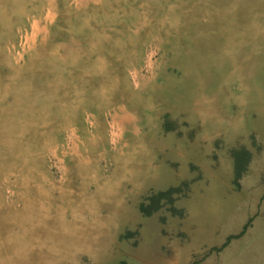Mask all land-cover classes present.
Here are the masks:
<instances>
[{
	"label": "rangeland",
	"instance_id": "374dc122",
	"mask_svg": "<svg viewBox=\"0 0 264 264\" xmlns=\"http://www.w3.org/2000/svg\"><path fill=\"white\" fill-rule=\"evenodd\" d=\"M32 1L28 7L42 4L41 14L21 17L13 9L5 14L8 29L0 26V264H264V189L257 195L248 180L264 138L251 126L258 112L243 99L252 88L261 90L264 0ZM223 88L230 93L228 115L244 105L234 136L212 132L197 108L214 103ZM123 116L132 124L120 130L115 119ZM223 162L229 172L214 185ZM258 185L264 188V172Z\"/></svg>",
	"mask_w": 264,
	"mask_h": 264
},
{
	"label": "bare ground",
	"instance_id": "6f19581e",
	"mask_svg": "<svg viewBox=\"0 0 264 264\" xmlns=\"http://www.w3.org/2000/svg\"><path fill=\"white\" fill-rule=\"evenodd\" d=\"M49 1V0H48ZM72 1V0H71ZM33 1L32 0H0V26H2V25H5V29H8V28H6V26H7V23H8V20H6V17H5V14L7 13V11H12L13 9H15V10H17V12H18V15L19 16H21V17H23L24 15H26L27 14V12H31L32 13V11L33 12H36V13H39V14H41L40 13V8H41V5L42 4H39L40 6L39 7H37V5H33V7H28L29 5H31V3H32ZM50 2V1H49ZM52 2V1H51ZM260 2H264V1H260ZM53 3V2H52ZM244 3V2H243ZM246 3V2H245ZM35 4V3H34ZM80 4V3H79ZM54 5V4H53ZM77 5H78V3H77ZM249 5H251L252 6V4H249ZM257 5H258V2H257ZM74 6V5H73ZM243 6V5H242ZM75 7V6H74ZM79 7V6H78ZM232 7V6H231ZM237 7V6H236ZM235 7V8H236ZM245 7V6H244ZM28 8H30V10H28ZM51 7H49V9H50ZM77 8V7H76ZM201 8V7H200ZM199 8V9H200ZM250 8V7H249ZM255 6H254V10H255ZM258 8V7H257ZM42 9V8H41ZM72 9V8H71ZM252 9V8H251ZM262 9V8H261ZM46 10V9H45ZM80 10V9H79ZM250 10V9H249ZM253 10V11H254ZM257 10V9H256ZM264 10V9H263ZM218 11H219V9H218ZM252 10H250V11H248V12H251ZM261 11V10H260ZM260 11H258L259 13H261ZM204 12V11H203ZM257 12V13H258ZM30 13V15H32ZM206 14H207V12H205ZM204 13V14H205ZM43 14V13H42ZM193 14H194V12H193ZM192 14V15H193ZM201 13H199L198 15H200ZM205 14V15H206ZM210 14H212V13H210ZM221 14H224V13H221ZM196 15V14H195ZM202 15V14H201ZM200 15V16H201ZM208 16H209V13L207 14ZM217 15V14H216ZM42 16V15H41ZM203 16V15H202ZM212 16V15H211ZM220 16V15H219ZM231 16V15H230ZM249 16H250V14H249ZM248 16V17H249ZM259 16V15H258ZM263 16V15H262ZM49 17V16H48ZM193 17H195V16H193ZM204 17V16H203ZM214 17V16H213ZM213 17H211V18H213ZM216 17V16H215ZM235 17V16H234ZM251 17V16H250ZM261 17V16H260ZM210 18V17H209ZM221 18V17H220ZM251 18H253V16L251 17ZM36 19V18H35ZM186 18H184V20H185ZM214 19V18H213ZM188 20V19H187ZM187 20H185L186 22H188ZM205 20H207V19H205ZM211 20V19H210ZM215 20V19H214ZM258 19H256V20H254V21H257ZM195 21V20H194ZM225 21V20H224ZM207 22H209V21H207ZM222 22H223V20H222ZM222 22H220V23H222ZM36 23V22H35ZM189 23V22H188ZM224 23V22H223ZM181 24H182V22H181ZM184 24V23H183ZM239 24H241V22L239 23ZM189 25H190V23H189ZM194 25V24H193ZM243 25V24H242ZM250 25V24H249ZM256 25V24H255ZM206 26V25H205ZM214 26V25H213ZM212 26V27H213ZM220 26H221V24H220ZM244 26H245V24H244ZM260 26H261V24H260ZM264 26V25H263ZM8 27V26H7ZM187 27V26H186ZM191 27V26H190ZM193 27V26H192ZM211 27V26H210ZM215 27V26H214ZM218 27V26H217ZM216 27V28H217ZM249 26H245V28H248ZM3 27H2V29H4ZM174 28V27H173ZM202 29H203V27H201ZM208 28H209V26H208ZM207 28V29H208ZM219 28H221V27H219ZM176 29V28H175ZM181 29H183V28H181ZM211 29V28H210ZM230 29V28H229ZM251 29V28H250ZM37 30V29H36ZM173 30V29H172ZM177 30V29H176ZM240 30H242V28L240 29ZM253 30V29H252ZM7 31H9V30H7ZM184 31V30H183ZM182 31V32H183ZM190 31V30H189ZM196 32H197V30H195ZM200 31V30H199ZM206 31V30H205ZM212 31H213V28H212ZM247 31V30H246ZM4 32V31H3ZM6 32V31H5ZM170 32V31H169ZM203 32V31H202ZM207 32V31H206ZM208 32H211V30H208ZM245 32V31H244ZM8 33V32H7ZM9 33H10V31H9ZM162 33V32H161ZM163 33H164V31H163ZM179 33V32H178ZM177 33V34H178ZM190 33H191V31H190ZM195 33V32H194ZM198 33V32H197ZM196 33V34H197ZM212 33V32H211ZM215 33V32H214ZM247 33H248V31H247ZM246 33V34H247ZM257 33H258V31H257ZM172 34H173V32H172ZM177 34H175V35H177ZM188 34H189V32H188ZM205 34V33H204ZM217 34H218V32H217ZM251 34V33H250ZM250 34H247V35H249V36H251ZM4 35V34H3ZM162 35V34H161ZM160 35V36H161ZM171 35V34H170ZM169 35V36H170ZM194 34L193 33H191V36H193ZM199 35H203V34H199ZM254 35V34H253ZM8 36V35H7ZM12 36V35H11ZM157 36H159V35H157ZM168 36V37H169ZM190 36V37H191ZM205 36V35H204ZM206 36H209V35H206ZM259 36V35H258ZM261 36V35H260ZM260 36H259V38H260ZM0 37H2V35L0 36ZM4 37V36H3ZM31 37V36H30ZM36 37V36H35ZM167 37V38H168ZM200 37V36H199ZM216 37V36H215ZM7 38H9V37H7ZM154 38V37H153ZM167 38H164V39H167ZM196 38H198V37H196ZM206 38V37H205ZM218 38V37H217ZM217 38H215L216 40H217ZM244 38H246V36L244 37ZM243 38V39H244ZM249 37H247V39H248ZM258 38V37H257ZM2 39V38H1ZM171 39H173L172 37H171ZM192 39V38H191ZM190 39V40H191ZM209 39V38H208ZM211 39H212V36H211ZM213 39H214V37H213ZM219 39H220V37H219ZM240 38H238V40H239ZM247 39H245V40H247ZM256 39V38H255ZM262 39V38H261ZM9 40V39H8ZM156 40V39H155ZM196 40V39H195ZM195 40H193V41H195ZM245 40H243V42H246ZM250 40V39H249ZM148 41V40H147ZM154 41V40H153ZM165 41V40H164ZM175 41H177V39L175 40ZM192 41V40H191ZM209 40H207V42H208ZM214 41V40H213ZM235 41V40H234ZM254 41V40H253ZM260 41V40H259ZM170 41H168V43H169ZM201 42V41H200ZM199 42V43H200ZM223 42V41H222ZM258 42V41H257ZM155 43V42H154ZM163 43V42H162ZM189 43H191V42H189ZM206 43V42H205ZM204 43V44H205ZM247 43H249V42H247ZM251 43H252V41H251ZM173 44H175V42L173 41ZM185 44H187V43H185ZM185 44H183L184 46H186ZM234 44H235V42H234ZM140 45V44H139ZM138 45V46H139ZM163 45H166V44H163ZM170 45V44H169ZM199 45H201V44H199ZM207 45H208V43H207ZM206 45V46H207ZM236 45V44H235ZM249 45H251V44H249ZM253 45V44H252ZM154 46V45H153ZM198 46V45H197ZM205 46V47H206ZM262 46V45H261ZM152 47V46H151ZM158 47V46H157ZM164 47V46H163ZM170 47V46H169ZM168 47V48H169ZM181 47V46H180ZM205 47H203V48H205ZM239 47V46H238ZM243 47V46H242ZM249 47V46H248ZM133 48V47H132ZM137 48V47H136ZM154 48V47H153ZM152 48V49H153ZM161 48V47H160ZM208 48V47H207ZM233 48V47H232ZM250 48V47H249ZM4 49V48H3ZM2 49V50H3ZM12 49V48H11ZM183 49V48H182ZM185 49H187V48H185ZM185 49H183V50H185ZM199 49H201L200 47H199ZM241 50H242V48H240ZM244 49V48H243ZM250 49H253V48H250ZM259 49V48H258ZM167 50V49H166ZM255 50H257V49H255ZM254 50V51H255ZM5 51V50H4ZM177 51H178V49H177ZM188 51V50H187ZM208 51V50H207ZM6 52V51H5ZM184 52V51H183ZM186 52V51H185ZM194 53H195V51H193ZM208 52H210V51H208ZM2 53V55L4 54V52H1ZM169 53V52H168ZM172 53V52H171ZM175 53V52H174ZM177 53V52H176ZM181 53V52H180ZM260 53V52H259ZM140 54V53H139ZM178 54V53H177ZM188 54V53H187ZM214 54V53H213ZM224 54H225V52H224ZM254 54V53H253ZM35 55V54H34ZM161 55V54H160ZM159 55V56H160ZM251 55V54H250ZM256 55V54H255ZM17 56V55H16ZM33 55H31V57H32ZM51 56V55H50ZM171 56H173V55H171ZM176 56V55H175ZM183 56V55H182ZM189 56H192V55H189ZM203 56H205V55H203ZM254 56V55H253ZM35 57V56H34ZM33 57V58H34ZM121 57V56H120ZM178 57H180V54H179V56ZM186 57V56H185ZM184 57V58H185ZM239 57H241V56H239ZM242 57H244V56H242ZM252 57V56H251ZM50 58V57H49ZM53 58H54V56H53ZM122 58H123V56H122ZM139 58V57H138ZM170 58V57H169ZM171 58H173V57H171ZM176 58V57H175ZM218 58V57H217ZM261 58V57H260ZM259 58V59H260ZM5 58H3V60H4ZM13 59V58H12ZM16 59V58H15ZM35 59V58H34ZM33 59V60H34ZM51 59V58H50ZM57 59V58H56ZM59 59V58H58ZM128 59V58H127ZM188 59H189V57H188ZM193 59H194V57L191 59L192 61H193ZM196 59V58H195ZM194 59V60H195ZM205 59V58H204ZM203 59V60H204ZM208 59H209V57H208ZM239 59V58H238ZM28 60H30V59H28ZM131 60V59H130ZM135 60V59H134ZM173 60H175V59H172V61ZM177 60H178V58H177ZM176 60V61H177ZM180 60V59H179ZM185 60V59H184ZM250 60V59H249ZM255 60V59H254ZM6 61V60H5ZM17 61V60H16ZM35 61V60H34ZM57 61V60H56ZM140 61V60H139ZM181 61H183V60H181ZM186 61V60H185ZM252 61V60H251ZM250 61V62H251ZM7 62H9L8 60H7ZM14 62V61H13ZM174 62V61H173ZM184 62V61H183ZM182 62V63H183ZM191 62V61H190ZM196 62H198V61H196ZM195 62V63H196ZM205 62H207V63H209L208 61H205ZM204 62V63H205ZM263 62H264V60H263ZM34 63V62H33ZM176 63V62H175ZM185 63V62H184ZM183 63V64H184ZM195 63H193V65L195 64ZM201 63H202V59H201ZM219 63H220V61H219ZM227 63V62H226ZM225 63V64H226ZM229 63V62H228ZM254 63H255V61H254ZM29 64H30V61H29ZM129 64V63H128ZM128 64H127V66H128ZM141 64V63H140ZM177 64V63H176ZM183 64H182V66H183ZM186 64H187V62H186ZM192 64V63H191ZM197 64V63H196ZM224 64V65H225ZM142 65H144V64H142ZM165 65V64H164ZM181 65V64H180ZM189 64H187V66H188ZM203 65V64H202ZM213 65V64H212ZM219 65V64H218ZM250 65H251V63H250ZM255 65V64H254ZM133 66V65H132ZM177 66H178V64H177ZM190 66V65H189ZM196 66V65H195ZM195 66H193V67H195ZM200 66V65H199ZM211 65H209L208 67H210ZM229 66V65H228ZM180 67V66H179ZM192 67V68H193ZM215 67V66H214ZM247 67V66H246ZM245 67V68H246ZM249 67V66H248ZM261 76H262V80L260 81V79L258 80V81H260V83H261V85H260V87H261V90H259V93H257L256 92V90L257 89H253L252 88V90H250L249 92H247L246 94H243V95H246L247 97H245V98H243L244 100H248L246 103H248V105H249V107H250V110L251 109H254L255 111H257L258 112V119L256 120V121H254V122H252V124H251V126H252V128H254L255 130H257V131H259V133L260 134H262V138H264V71H263V68H264V65H261ZM191 68V69H192ZM197 68H198V66H197ZM210 68H212V67H210ZM220 68V67H219ZM225 68V67H224ZM223 68V69H224ZM229 68V67H228ZM227 68V69H228ZM176 69V68H175ZM194 69V68H193ZM208 69V68H207ZM230 69V68H229ZM249 69H251V68H249ZM249 69H248V72H251V71H249ZM15 70V69H14ZM103 70V69H102ZM165 70V69H164ZM215 70V69H214ZM241 70V69H240ZM255 70V68L253 69V71ZM100 71V70H99ZM122 71V70H121ZM192 71H194V70H192ZM196 71V70H195ZM199 71V70H198ZM205 71V70H204ZM209 71V70H208ZM216 71V70H215ZM224 71V70H223ZM124 72V71H123ZM164 72V71H163ZM212 72H214V71H212ZM203 73V72H202ZM205 73V72H204ZM207 73V72H206ZM219 73V72H218ZM217 72H216V74L217 75H219ZM235 74H234V76H239L238 74H237V72H236V70H235V72H234ZM252 73H254V72H252ZM171 74V73H170ZM197 74V73H196ZM198 74H200V73H198ZM215 73L213 74V75H216ZM240 74V73H239ZM158 75V74H157ZM241 75V74H240ZM165 76V75H164ZM178 76V75H177ZM193 76H194V74H193ZM196 76V75H195ZM197 76H199V75H197ZM206 76H208V75H206ZM210 76V75H209ZM212 76V75H211ZM211 76H210V78H211ZM242 76V75H241ZM251 76H253V74L251 75ZM260 76V77H261ZM118 77V76H117ZM126 77V76H125ZM170 77V76H169ZM175 77H176V75H175ZM181 77V76H180ZM216 77V76H215ZM220 77V76H219ZM222 77V76H221ZM242 77H244V76H242ZM248 77H249V75H248ZM113 78H115V77H113ZM199 78H200V76H199ZM216 78H218V76L216 77ZM246 78L247 77H245V80H246ZM251 78V77H250ZM249 78V79H250ZM121 79H124V78H121ZM174 79V78H173ZM201 79V78H200ZM207 79V78H206ZM16 80H18V79H16ZM168 80V79H167ZM198 80V79H197ZM197 80H195V81H197ZM203 80H204V78H203ZM221 80V79H220ZM232 80H233V78H232ZM232 80H231V78L230 79H227V83H226V85L227 84H230V83H232ZM243 80H244V78H243ZM114 81V80H113ZM121 81H123V80H121ZM128 81V80H127ZM177 81V80H176ZM175 81V82H176ZM200 81V80H199ZM115 82V81H114ZM124 82V81H123ZM126 82V81H125ZM125 82H124V84H125ZM183 83H185L184 81H182ZM119 83H121V82H119ZM176 83H178V81L176 82ZM196 83H198V82H196ZM220 83V82H219ZM219 83H216V85L217 84H219ZM247 83V82H246ZM258 83V82H257ZM168 84V83H167ZM165 85V86H168V85ZM172 83H170V85H171ZM173 84H174V82H173ZM200 84V83H199ZM205 84V83H204ZM85 85V84H84ZM116 85H118V84H116ZM175 85V84H174ZM173 85V86H174ZM177 85V84H176ZM192 85V84H191ZM190 85V86H191ZM226 85L224 86L225 88H227L226 87ZM232 85V84H231ZM247 85V84H246ZM132 86V85H131ZM185 86V85H184ZM195 86V85H194ZM213 86H215V85H213ZM222 86H223V83H222ZM245 86V85H244ZM257 86H258V84H257ZM117 87V86H116ZM130 87V86H129ZM168 87H170V86H168ZM187 87V86H186ZM189 87V86H188ZM193 87V86H192ZM191 87V88H192ZM203 87V86H202ZM176 88H178V87H176ZM180 88V87H179ZM196 88H197V86H196ZM207 88H208V86H207ZM248 88V87H247ZM117 89V88H116ZM170 89H172V88H170ZM214 88H212V90H213ZM220 89V88H219ZM224 89V88H223ZM9 90V89H8ZM159 90V89H158ZM164 90V89H163ZM193 90V89H192ZM191 90V91H192ZM195 90V89H194ZM197 90V89H196ZM204 90H206L207 91V89H205L204 88ZM244 90V89H243ZM149 91H150V89H149ZM166 91H169V90H166ZM178 91H180V90H178ZM217 91V90H216ZM223 92L220 94V97H218V98H216V100H214V103H207V102H202V103H198L197 104V108H198V110H199V112L202 114V116L204 117V118H206V120L212 125V132H222V131H225L226 133L228 132V134H230V135H235L236 133H240V130H241V124L243 123L241 120H242V115L244 116V111H243V108H244V105L243 104H240L239 105V109H238V112H237V115L235 116V117H231L230 115H228V113H227V108H226V104H225V102L228 104L229 103V100H230V98H229V91L226 89H224V90H222ZM16 92V91H15ZM25 92V91H24ZM104 92V91H103ZM115 92H117V91H115ZM193 92V91H192ZM245 92H246V89H245ZM17 93V92H16ZM158 93V92H157ZM160 93H162L161 91L159 92V94ZM220 93V92H219ZM104 94V93H103ZM112 94V93H111ZM114 94V93H113ZM122 95H124V93H121ZM168 94V93H167ZM172 93H170L169 95H171ZM176 94L177 93H175V95H173V96H171V97H175V99H176ZM182 94V93H181ZM180 94V95H181ZM187 94H189V92L187 93ZM192 94V93H191ZM191 94H189V95H191ZM195 94V93H194ZM206 94V93H205ZM209 94V93H208ZM216 94V93H215ZM238 94V93H237ZM16 95V94H15ZM117 95V94H116ZM122 95L120 96V97H122ZM0 96H2L1 94H0ZM18 96V95H17ZM100 96V95H99ZM108 96V95H107ZM112 96V95H111ZM162 95H160V97H161ZM165 96V95H164ZM178 96V95H177ZM186 96V95H185ZM215 96V95H214ZM221 96H223V97H221ZM233 96V95H232ZM3 97V96H2ZM21 97H23V96H21ZM24 97H25V95H24ZM110 97V96H109ZM113 97H114V95H113ZM116 97H119V96H116ZM151 97V96H150ZM181 97V96H180ZM187 97V96H186ZM208 97H211V96H208ZM213 97V96H212ZM216 97H217V95H216ZM17 98V97H16ZM92 98H93V96H92ZM152 98V97H151ZM165 98H168V97H165ZM178 98V97H177ZM25 99V98H24ZM108 99V98H107ZM106 99V100H107ZM121 99V98H120ZM139 99V98H138ZM162 99V98H161ZM172 99V98H171ZM179 99V98H178ZM187 99H188V97H187ZM192 99V98H191ZM190 99V100H191ZM243 99H242V101H243ZM26 100V99H25ZM37 100H38V98H37ZM210 100H212V99H210ZM241 100V99H240ZM39 101V100H38ZM95 101V100H94ZM119 101V100H118ZM121 101V100H120ZM148 101H149V96H148ZM157 101H159V102H161L160 100H157ZM166 101H168V100H166ZM180 101V100H179ZM179 101H177V102H179ZM184 101V100H183ZM207 101H209V99L207 100ZM238 102H239V99L237 100ZM30 102V101H29ZM28 102V103H29ZM33 102V101H32ZM91 102V101H90ZM122 102V101H121ZM164 102V101H163ZM169 102V101H168ZM176 102V101H175ZM191 102V101H190ZM16 103V102H15ZM37 103V102H36ZM36 103H34V104H36ZM106 104V107H107V103L108 102H105ZM110 103V102H109ZM147 103V102H146ZM150 103H152V102H150L149 101V104ZM154 103V102H153ZM171 103V102H170ZM185 103V102H184ZM240 103V102H239ZM242 103V102H241ZM245 103V102H244ZM3 104V103H2ZM33 104V103H32ZM96 104V103H95ZM169 104V103H168ZM175 104H177V103H172V106L173 105H175ZM180 104V103H179ZM188 104H189V102H188ZM237 104V103H236ZM16 105V104H15ZM18 105V104H17ZM21 105V104H20ZM22 105H24V104H22ZM39 105V104H38ZM97 105V104H96ZM104 105V106H105ZM110 105V104H109ZM146 105H148V104H146ZM169 105H171V104H169ZM186 105V104H185ZM28 106H29V104H28ZM176 106V105H175ZM236 106V105H235ZM32 107V106H31ZM36 107V106H35ZM38 107V106H37ZM96 107H98V106H96ZM151 107V106H150ZM178 107V106H177ZM176 107V108H177ZM188 107H189V105H188ZM191 107V106H190ZM10 108V107H9ZM29 108V107H28ZM102 108V107H101ZM169 108V107H168ZM173 108V107H172ZM191 108H193V107H191ZM236 108H237V106H236ZM248 108V107H247ZM34 109V108H33ZM33 109H31L32 111H33ZM76 109V108H75ZM108 109H110V108H108ZM23 110V109H22ZM73 110V109H72ZM98 110H99V107H98ZM149 110V109H148ZM194 110V109H193ZM192 110V111H193ZM249 110V109H248ZM24 111V110H23ZM44 111V110H43ZM42 111V112H43ZM88 111V110H87ZM90 111V110H89ZM104 111V110H103ZM103 111H101V113L103 112ZM107 111V110H106ZM135 111V110H134ZM174 111V110H173ZM230 111V110H229ZM6 112H8V111H6ZM5 112V113H6ZM42 112H41V115H42ZM194 112H196V111H194ZM194 112H192V114L194 113ZM248 112H250V111H248ZM24 113L26 114V112L24 111ZM71 113V112H70ZM69 113V114H70ZM75 113H76V111H75ZM104 113V112H103ZM199 113V114H200ZM236 113V112H235ZM8 114V113H7ZM44 114V113H43ZM187 113H185V115H186ZM196 114V113H195ZM234 114V113H233ZM246 114V113H245ZM22 115V114H21ZM181 115V114H180ZM1 116V115H0ZM56 116H57V114H56ZM55 116V117H56ZM72 116V115H71ZM67 117H68V115H67ZM83 117H85V115L83 116ZM246 117V116H245ZM4 118V117H3ZM45 118H46V116H45ZM72 118H75V117H72ZM180 118V117H179ZM203 118V119H204ZM253 118V117H252ZM38 119V118H37ZM40 119V118H39ZM38 119V120H39ZM57 119V118H56ZM61 119V118H60ZM105 119V118H104ZM200 119V118H199ZM45 120V119H44ZM67 121H69V118L68 119H66ZM195 120V119H194ZM43 121V120H42ZM64 121V120H63ZM66 121V122H67ZM175 121V120H174ZM246 121V120H245ZM244 121V122H245ZM6 122V121H5ZM65 122V123H66ZM106 122V121H105ZM115 122H116V124H118V127H119V129L120 130H122V129H124V127L125 126H130L131 124H132V120H131V118L129 117V116H123L122 118H120L118 121H117V119H115ZM250 122V121H249ZM40 123V122H39ZM44 123V122H43ZM194 123V122H193ZM2 124V123H1ZM5 124H7V122L5 123ZM41 124V123H40ZM60 124H62L61 122H60ZM70 124V123H69ZM67 125V124H66ZM6 127V126H5ZM9 127V126H8ZM32 127V126H31ZM34 127V126H33ZM36 127H37V125H36ZM38 127H40L39 125H38ZM102 127H104V126H102ZM243 127V126H242ZM0 128H2L1 127V125H0ZM13 128H15L14 126H13ZM66 128V127H65ZM98 128H99V126H98ZM11 129V128H10ZM18 129V128H17ZM60 129H62V127L60 128ZM85 129V128H84ZM205 129V128H204ZM34 130V129H33ZM102 130V129H101ZM7 131V130H6ZM17 131V130H16ZM58 131V130H57ZM61 131V130H60ZM60 131H58L59 133H60ZM63 131V130H62ZM84 131V130H83ZM98 131V130H97ZM4 132H5V129H4ZM14 132H15V130H14ZM23 132V131H22ZM58 132H56V133H58ZM80 132V131H79ZM86 132V131H85ZM156 132V131H155ZM18 133V132H17ZM58 133V134H59ZM104 133V132H103ZM150 133H151V131H150ZM205 133V132H204ZM209 133V132H208ZM215 133V134H216ZM11 134V133H10ZM210 134V133H209ZM214 134V133H213ZM2 135H3V133H2ZM15 135V134H14ZM152 135V134H151ZM11 136H13V135H11ZM10 136V137H11ZM36 136V138H37V134L35 135ZM60 136H61V134H60ZM145 136V135H144ZM149 136V135H148ZM157 136V135H156ZM201 136V138H204V137H202V135H200ZM206 136V135H205ZM208 136V135H207ZM210 136V135H209ZM212 136V135H211ZM232 136V137H233ZM3 137V136H2ZM1 137V138H2ZM19 137V136H18ZM17 137V138H18ZM63 137V136H62ZM66 137V136H65ZM139 137H141L140 135H139ZM143 137V136H142ZM147 137V136H146ZM225 137V136H224ZM5 138H7V137H5ZM12 138V137H11ZM14 138V137H13ZM135 138V137H134ZM152 138V137H151ZM150 138V139H151ZM186 138V137H185ZM211 138V137H210ZM227 138V137H226ZM237 138H239V137H237ZM142 139V138H141ZM10 140V139H9ZM48 140V139H47ZM133 140H135V139H133ZM152 140V139H151ZM202 140V139H201ZM200 140V141H201ZM206 140V139H205ZM240 140V139H239ZM242 140V139H241ZM1 141V140H0ZM8 141V140H7ZM15 141V140H14ZM18 141V140H17ZM112 141V140H111ZM148 141V140H147ZM146 141V142H147ZM189 141V140H188ZM208 141V140H207ZM11 143H12V141H10ZM19 142V141H18ZM47 142V141H46ZM49 142V141H48ZM113 142V141H112ZM155 141H153V143H154ZM156 142H157V140H156ZM211 142V141H210ZM209 142V143H210ZM2 143V142H1ZM15 143H16V141H15ZM136 143V142H135ZM139 143V142H138ZM203 143V142H202ZM7 144V143H6ZM8 144H9V142H8ZM7 144V145H8ZM54 144V143H53ZM185 144V143H184ZM204 144V143H203ZM2 145H3V143H2ZM156 145V144H155ZM198 145H199V143H198ZM208 145V144H207ZM10 146H11V144H10ZM10 146H9V148H10ZM16 146V145H15ZM132 146V145H131ZM156 146H158V145H156ZM3 147H4V145H3ZM8 148V147H7ZM51 148V147H50ZM49 148V149H50ZM57 148V147H56ZM130 148V147H129ZM175 148V147H174ZM18 149V148H17ZM154 149V148H153ZM156 149V148H155ZM224 149H226V146H225V148ZM158 150V149H157ZM9 151H10V149H9ZM89 151H90V149H89ZM159 152V151H158ZM182 152V151H181ZM111 153V152H110ZM192 153V152H191ZM202 153V152H201ZM221 154V153H220ZM225 154V153H224ZM108 155V154H107ZM145 155V154H144ZM195 155V154H194ZM204 155V154H203ZM143 156V155H142ZM207 156V155H206ZM110 159V158H109ZM118 159V158H117ZM149 159V158H148ZM228 159V158H227ZM111 160V159H110ZM122 160V159H121ZM145 160V159H144ZM150 160H152V159H150ZM204 160H205V157H204ZM220 161H221V158H220ZM219 161V162H220ZM222 161H224V160H222ZM210 162H212V161H210ZM167 163V162H166ZM120 164V163H119ZM118 164V166H120ZM142 164H145V163H142ZM222 165L216 170V171H214L216 174H214L215 175V181L213 182V184L214 185H216L217 184V181H219L220 182V180H221V176L223 175V174H226L227 172H229L228 171V169H229V167H228V163L227 162H223V163H221ZM3 165H5V163L3 164ZM184 165V164H183ZM189 165V164H188ZM8 166V165H7ZM115 166V165H114ZM122 166V165H121ZM128 166V165H127ZM142 166H144V165H142ZM141 166V167H142ZM214 166H215V164H214ZM6 167V166H5ZM116 167V166H115ZM10 168V167H9ZM14 168V167H13ZM120 168H122V167H120ZM120 168H119V170H120ZM157 168V167H156ZM48 169V168H47ZM81 169V168H80ZM87 169H89V168H86V170ZM117 169V168H116ZM123 169V168H122ZM125 169V168H124ZM123 169V170H124ZM143 169V168H142ZM3 170H4V167H3ZM82 170V169H81ZM81 170H80V172H81ZM114 171H115V169H113ZM122 170V171H123ZM154 170H156V169H154ZM17 171V170H16ZM35 171V170H34ZM79 171V170H78ZM83 171H85V170H83ZM114 171L112 172V173H114ZM210 171V170H209ZM68 172V171H67ZM75 172V171H74ZM124 172V171H123ZM144 172V171H143ZM143 172H140V171H138V173H143ZM264 172V153H263V155L261 156V158H260V160H258V161H256L255 163H254V165H253V170H252V173H251V175L249 176V178H248V180L250 181V183L251 184H253L254 185V187L255 188H258V191H257V195L259 194V193H261L262 192V190L264 189L262 186H259L258 185V183H259V181H260V174L261 173H263ZM2 173V172H1ZM0 173V174H1ZM11 173H12V171H11ZM116 173H117V170H116ZM120 173H122V172H120ZM128 173V172H127ZM162 173V172H161ZM8 174V173H7ZM71 174V173H70ZM82 174V173H81ZM159 174V173H158ZM5 175V174H4ZM13 175V174H12ZM85 175V174H84ZM157 175V174H156ZM217 175V176H216ZM6 176V175H5ZM10 176H11V174H10ZM70 176V175H69ZM154 176H155V174H154ZM2 177V176H1ZM40 177V176H39ZM45 177V176H44ZM65 177V176H64ZM112 177V176H111ZM114 177V176H113ZM112 177V178H113ZM148 177H150V176H148ZM221 177V178H220ZM223 177H224V175H223ZM116 178V177H115ZM139 178V177H138ZM81 179V178H80ZM132 179H134V178H132ZM137 179V178H136ZM140 179V178H139ZM153 179V178H152ZM18 180V179H17ZM27 180V179H26ZM40 181H41V178L39 179ZM116 180V179H115ZM147 180V179H146ZM151 180V179H150ZM40 181H38V182H40ZM83 181V180H82ZM132 181V180H131ZM147 181H149V180H147ZM252 181V182H251ZM6 182V181H5ZM36 182V181H35ZM45 182L47 183V181L45 180ZM248 182V181H247ZM16 183H18V182H16ZM26 183V182H25ZM53 183H56V182H54L53 181ZM148 183V182H147ZM35 184V183H34ZM37 184V183H36ZM43 184V183H42ZM58 184V183H57ZM56 184V185H57ZM124 184V183H123ZM65 185V184H64ZM139 185V182L137 183V186ZM144 185V184H143ZM126 186H127V184H126ZM131 186V185H130ZM31 187V186H30ZM44 187V186H43ZM59 187V186H58ZM69 187V186H68ZM71 187V186H70ZM74 187V186H73ZM81 187V186H80ZM84 187V186H83ZM125 187V186H124ZM144 187V186H143ZM29 188V187H28ZM32 188V187H31ZM85 188V187H84ZM127 188V187H126ZM145 188V187H144ZM20 189V188H19ZM35 190H37V189H35ZM65 190V189H64ZM80 190V189H79ZM261 190V191H260ZM40 191V190H39ZM57 191V190H56ZM61 191V190H60ZM59 191V192H60ZM136 191V190H135ZM139 191V190H138ZM32 192L34 193V191L32 190ZM36 192V191H35ZM38 192V191H37ZM70 191H68V193H69ZM45 193V192H44ZM139 193V192H138ZM24 194V193H23ZM49 194V193H48ZM57 194H58V192H57ZM72 194H74L73 192H72ZM71 194V195H72ZM80 194V193H79ZM50 195V194H49ZM70 195V196H71ZM41 196H42V194H41ZM43 196H45V195H43ZM51 196H53V194L51 195ZM65 196V195H64ZM63 196V197H64ZM69 195H68V197H70ZM75 196V195H74ZM77 196V195H76ZM133 196V195H132ZM35 196H33V198H34ZM59 197H61V199H65V198H63L62 197V195L60 196L59 195ZM59 197H58V199H59ZM66 197V196H65ZM73 197V196H72ZM95 197V196H94ZM114 197V196H113ZM112 197V198H113ZM117 197V196H116ZM37 198V197H36ZM45 198V197H44ZM53 198V197H52ZM71 198V197H70ZM46 199V198H45ZM48 199V198H47ZM60 199V200H61ZM108 199V198H107ZM239 199V197H236L235 198V200H238ZM23 200V199H22ZM69 200V199H68ZM79 200V199H78ZM117 200V199H116ZM115 199H114V201H116ZM240 201V200H239ZM49 202V201H48ZM52 202V201H51ZM68 202H70V201H68ZM71 202H73V201H71ZM75 202V201H74ZM107 202H109V200L108 201H106V203ZM212 202V201H211ZM90 203V202H89ZM106 203H105V205H106ZM200 203V202H199ZM29 204V203H28ZM57 204V203H56ZM73 204V203H72ZM213 204V203H212ZM91 205V204H90ZM96 205V204H95ZM99 205V204H98ZM101 205V204H100ZM103 205H104V203H103ZM209 205H210V203H209ZM60 206V205H59ZM61 206H62V204H61ZM27 207V206H26ZM30 207V206H29ZM57 207V206H56ZM102 207V206H101ZM107 207V206H106ZM105 207V208H106ZM31 208V207H30ZM33 208V207H32ZM75 208V207H74ZM107 208H109V207H107ZM35 209V208H34ZM103 209V208H102ZM119 209V208H118ZM28 210V209H27ZM42 210V209H41ZM80 210V209H79ZM114 210H116V209H114ZM30 211V210H29ZM32 212H33V209L31 210ZM36 211L37 210H35L33 213H36ZM43 211V210H42ZM42 211H40V212H42ZM112 211H113V209H112ZM120 211V210H119ZM38 212H39V210H38ZM48 212H50V210L48 211ZM59 212V211H58ZM114 212V211H113ZM118 212V211H117ZM51 213H53V212H51ZM45 214V213H44ZM114 214H115V212H114ZM7 215V214H6ZM30 215H32V214H30ZM34 215V214H33ZM36 215V214H35ZM41 215V214H40ZM58 215V214H57ZM56 215V216H57ZM61 215V214H60ZM42 216V215H41ZM52 216H53V214H52ZM1 217V216H0ZM33 217H35V216H33ZM44 217V216H43ZM7 218H9V217H7ZM121 218V217H120ZM44 219H45V217H44ZM57 219V218H56ZM110 219V218H109ZM6 220V219H5ZM16 220V219H15ZM27 221H28V219H26ZM25 220V221H26ZM48 220V219H47ZM108 220V217H107V219H106V221ZM116 220V219H115ZM144 220V219H143ZM264 220V219H263ZM10 221V220H9ZM31 221H33L34 222V219L33 220H31ZM41 221V220H40ZM100 221V220H99ZM4 222V221H3ZM49 222V221H48ZM101 222H102V220H101ZM114 222V221H113ZM5 223V222H4ZM10 223V222H9ZM32 222H30V224H31ZM67 223V222H66ZM66 223H65V225H66ZM15 224V223H14ZM28 224V223H27ZM39 223H37V225H38ZM44 224H45V222H44ZM46 224H47V221H46ZM57 224V223H56ZM62 224H63V222H62ZM89 224V223H88ZM92 224V223H91ZM95 224V223H94ZM97 224V223H96ZM259 224V223H258ZM29 225V224H28ZM59 225H60V223H59ZM58 225V226H59ZM93 225V224H92ZM101 225H103V224H101ZM57 226V225H56ZM76 226V225H75ZM100 226V225H99ZM4 227V226H3ZM31 227V226H30ZM50 227V226H49ZM67 227H69V226H67ZM89 227V226H88ZM92 227V226H91ZM103 227V226H102ZM1 228V227H0ZM80 228V227H79ZM96 228H98L97 226H96ZM9 229V228H8ZM40 229V228H39ZM92 229V228H91ZM103 229V228H102ZM2 230L3 229H1V232H2ZM25 230V229H24ZM29 230V229H28ZM35 230V229H34ZM53 230V229H52ZM71 230H73V229H71ZM82 230V229H81ZM84 230V229H83ZM82 230V231H83ZM101 230V226H100V229L98 230V233H99V231ZM126 230V229H125ZM46 231V230H45ZM74 231V230H73ZM10 232V231H9ZM54 233H56L55 231H53ZM52 232V233H53ZM78 232V231H77ZM88 232V231H87ZM90 232V231H89ZM102 232V231H101ZM24 233V232H23ZM47 233V232H46ZM49 233H51V232H49ZM72 233H74V232H72ZM95 232H93V234H94ZM97 233V232H96ZM97 233V234H98ZM27 234V233H26ZM25 234V235H26ZM29 234V233H28ZM31 235H32V233H30ZM34 234V233H33ZM57 234V233H56ZM77 234V233H76ZM75 234V235H76ZM7 235V234H6ZM37 235V234H36ZM100 235H102L101 233H100ZM28 236V235H27ZM62 236V235H61ZM89 236V235H88ZM91 236V235H90ZM95 236H97L96 234H95ZM9 237H10V235H9ZM40 237V236H39ZM74 237H76V236H74ZM21 238H23L24 239V237H21ZM20 238V239H21ZM27 238V237H26ZM26 238L24 239L25 240V242H27L26 241ZM30 238V237H29ZM28 238V239H29ZM51 238V237H50ZM63 238H64V236H63ZM63 238L61 239L62 241H63ZM68 238L70 239L71 237H69L68 236ZM73 238V237H72ZM71 238V239H72ZM80 238V237H79ZM88 238H90V237H88ZM94 238V237H93ZM92 238V239H93ZM97 238H98V236H97ZM96 238V239H97ZM106 238V237H105ZM3 239V238H2ZM10 239V238H9ZM27 239V240H28ZM53 239V238H52ZM83 239V238H82ZM84 239H86V238H84ZM83 239V240H84ZM95 239V238H94ZM13 240H14V238H13ZM23 240V241H24ZM78 240V239H77ZM101 240H104V239H101ZM17 241H18V238H17ZM41 241V240H40ZM51 241V240H50ZM49 241V242H50ZM53 241H54V239H53ZM64 241H65V238H64ZM70 241V240H69ZM76 241V240H75ZM78 241H81L80 239L78 240ZM78 241H77V243H78ZM6 242V241H5ZM4 242V243H5ZM14 242V241H13ZM36 242H37V240H36ZM44 242V241H43ZM49 242H48V244H49ZM82 242V241H81ZM99 242V241H98ZM12 243V242H11ZM15 243V242H14ZM13 243V244H14ZM41 243H42V241H41ZM51 243V242H50ZM54 243V242H53ZM58 243V242H57ZM60 243H61V241H60ZM71 243V242H70ZM83 243V242H82ZM102 243V242H101ZM6 244V243H5ZM19 244H21V243H19ZM39 244V243H38ZM48 244L46 245V249H48L47 247H48ZM55 244V243H54ZM66 244V243H65ZM65 244H63V245H65ZM75 244H76V242H75ZM78 244H80V243H78ZM77 244V245H78ZM92 244V243H91ZM94 244H95V242H94ZM98 244V243H97ZM52 246H53V244H51ZM61 245V244H60ZM81 245V244H80ZM100 245H102V244H100ZM4 246V245H3ZM8 246H10V244L8 245ZM13 246V245H12ZM22 246H23V244H22ZM22 246H20V247H22ZM24 246H26V245H24ZM37 246V245H36ZM35 246V247H36ZM44 246V245H43ZM70 246V245H69ZM96 246V245H95ZM17 247H19V246H17ZM16 247V248H17ZM51 247V246H50ZM54 247V246H53ZM52 247V248H53ZM73 247V246H72ZM100 247V246H99ZM4 248V247H3ZM13 248V247H12ZM26 248V247H25ZM32 248V247H31ZM64 248H67V247H64ZM9 249V248H8ZM18 249V248H17ZM39 249V248H38ZM86 249V248H85ZM95 249V248H94ZM99 249V248H98ZM10 250H11V248H10ZM19 250V249H18ZM25 250V249H24ZM22 251L21 252V254H22V256H23V254L25 253V251ZM35 250V249H34ZM33 250V251H34ZM50 250V249H49ZM84 250V249H83ZM2 251V250H1ZM7 251V250H6ZM31 251V250H30ZM10 252V251H9ZM37 252V251H36ZM45 251H43V253H44ZM82 252V251H81ZM92 252H94L93 250H92ZM34 253V252H33ZM69 252H67V254H68ZM4 254V253H3ZM7 254V253H6ZM41 254V253H40ZM39 254V255H40ZM60 254V253H59ZM58 254V255H59ZM80 254V253H79ZM1 255V254H0ZM8 255V254H7ZM9 255H11V254H9ZM32 255V254H31ZM35 255V254H34ZM57 254H56V256H58ZM65 255V254H64ZM76 255V254H75ZM6 256V255H5ZM26 256V255H25ZM46 256H48V255H46ZM55 256V257H56ZM60 256V255H59ZM2 257V256H1ZM20 257V256H19ZM44 257V256H43ZM54 256H53V258H55ZM96 257H97V255H96ZM95 257V258H96ZM199 257V256H198ZM4 258V257H3ZM2 258V259H3ZM48 258V257H47ZM52 257H50V259L52 260L53 259ZM59 258V257H58ZM6 259V258H5ZM10 259V258H9ZM32 259V258H31ZM46 258L44 257V260H45ZM57 259V257L55 258V260ZM61 259H62V257H61ZM75 259V258H74ZM78 259V258H77ZM54 260V261H55ZM60 260V258L57 260V261H59ZM4 261V260H3ZM11 261V260H10ZM9 261V262H10ZM13 261V260H12ZM11 261V262H12ZM26 261H28V260H26ZM48 261H50V260H48ZM5 262V261H4ZM11 262L9 263V264H11ZM22 262V261H21ZM53 262V261H52ZM8 263V262H7ZM20 263V262H19ZM54 263V262H53ZM5 264H6V262H5ZM14 264H15V262H14ZM25 264V263H24ZM38 264V263H37ZM60 264V263H59ZM95 264V263H94Z\"/></svg>",
	"mask_w": 264,
	"mask_h": 264
},
{
	"label": "trees",
	"instance_id": "16d2710c",
	"mask_svg": "<svg viewBox=\"0 0 264 264\" xmlns=\"http://www.w3.org/2000/svg\"><path fill=\"white\" fill-rule=\"evenodd\" d=\"M162 196V195H161ZM160 196V197H161ZM145 213L147 214V215H149L150 214V212L149 211H145ZM121 264H126V263H121Z\"/></svg>",
	"mask_w": 264,
	"mask_h": 264
}]
</instances>
